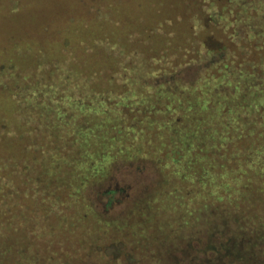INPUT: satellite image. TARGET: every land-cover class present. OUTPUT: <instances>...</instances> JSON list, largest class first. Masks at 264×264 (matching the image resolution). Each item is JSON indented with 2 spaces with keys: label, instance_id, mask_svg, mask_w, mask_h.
Segmentation results:
<instances>
[{
  "label": "trees",
  "instance_id": "trees-1",
  "mask_svg": "<svg viewBox=\"0 0 264 264\" xmlns=\"http://www.w3.org/2000/svg\"><path fill=\"white\" fill-rule=\"evenodd\" d=\"M180 2L77 34L86 60L0 70V264H264V0ZM131 161L160 179L109 217L86 190ZM202 234L214 254L179 261Z\"/></svg>",
  "mask_w": 264,
  "mask_h": 264
},
{
  "label": "rangeland",
  "instance_id": "rangeland-1",
  "mask_svg": "<svg viewBox=\"0 0 264 264\" xmlns=\"http://www.w3.org/2000/svg\"><path fill=\"white\" fill-rule=\"evenodd\" d=\"M147 3L148 0H0V70L10 68L16 74L28 73L30 76H25L28 78H31V75L33 78L38 77L41 74L39 72L43 71L44 67H50L53 61L68 64L70 52L80 61L88 59L89 55L83 52V47L91 51L92 44L89 45L88 40L77 37V34L96 33L103 27L106 30H115L120 24V17L116 14L141 16L140 20H143L148 13L161 17L167 13L184 11L180 0H171L172 7L161 6L155 10L150 9ZM117 5L119 7H116ZM188 11L194 12L195 8L189 7ZM98 24L105 26L100 27ZM127 26L133 27L131 24H122L121 28ZM66 30L72 31V34L65 35ZM117 33L120 37L125 35L121 30ZM136 34L140 35L142 32L139 29L131 31L129 37L132 38ZM45 60L51 61L46 64ZM192 73L185 71L181 74L191 77ZM3 96H0V126L4 124L8 115L6 111L11 109L12 103V99L2 100ZM3 152L0 147V154ZM158 179L160 176L150 163L124 162L114 168L104 181L88 188L86 192L98 211L109 217H121L128 208L127 203L152 187ZM111 189L115 190L110 195L113 200L107 204L109 195L106 192ZM123 194H128L125 201H118ZM202 235L204 241L195 238L186 242L182 239L172 240V244L181 247L175 248V256H178L179 261L188 262L185 259L189 256L202 260L205 256L214 254L212 250H206L208 234ZM41 250L46 255L45 251ZM105 252L117 257L123 253V245H108ZM131 261V257L127 256L125 264H130Z\"/></svg>",
  "mask_w": 264,
  "mask_h": 264
}]
</instances>
